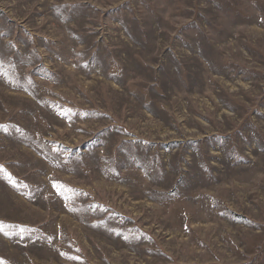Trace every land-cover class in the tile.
Listing matches in <instances>:
<instances>
[{
    "label": "rangeland",
    "instance_id": "rangeland-1",
    "mask_svg": "<svg viewBox=\"0 0 264 264\" xmlns=\"http://www.w3.org/2000/svg\"><path fill=\"white\" fill-rule=\"evenodd\" d=\"M0 264H264V0H0Z\"/></svg>",
    "mask_w": 264,
    "mask_h": 264
},
{
    "label": "snow or ice",
    "instance_id": "snow-or-ice-1",
    "mask_svg": "<svg viewBox=\"0 0 264 264\" xmlns=\"http://www.w3.org/2000/svg\"><path fill=\"white\" fill-rule=\"evenodd\" d=\"M0 170H2V169H0Z\"/></svg>",
    "mask_w": 264,
    "mask_h": 264
}]
</instances>
